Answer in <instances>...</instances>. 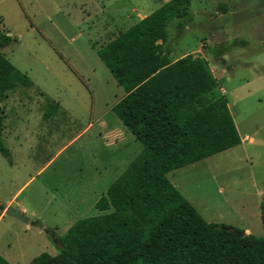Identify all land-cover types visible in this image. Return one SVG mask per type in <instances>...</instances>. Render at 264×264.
<instances>
[{
    "label": "rangeland",
    "instance_id": "1",
    "mask_svg": "<svg viewBox=\"0 0 264 264\" xmlns=\"http://www.w3.org/2000/svg\"><path fill=\"white\" fill-rule=\"evenodd\" d=\"M153 15L147 38L172 60L208 61L244 137L179 169L183 192L209 221L264 236V0H0V28L18 37L0 51L34 81L2 102L10 156L0 152V199L6 205L21 188L13 207L36 223L0 219V254L12 264L56 254L57 236L98 213L79 198L84 184L96 200L141 150L112 110L125 89L97 49ZM44 94L62 106L48 119Z\"/></svg>",
    "mask_w": 264,
    "mask_h": 264
},
{
    "label": "trees",
    "instance_id": "2",
    "mask_svg": "<svg viewBox=\"0 0 264 264\" xmlns=\"http://www.w3.org/2000/svg\"><path fill=\"white\" fill-rule=\"evenodd\" d=\"M153 20L154 15L138 22L97 49L126 92L112 110L141 150L95 202L98 213L57 236L56 254L42 252L28 264H264V236L240 235L234 225L207 221L168 177L242 140L228 97L216 93L208 61L191 54L172 60L145 35ZM14 41L18 37L0 28V48ZM33 85L0 51V152L6 156L2 102L10 91ZM45 97L48 119L62 106ZM5 207L0 199V210ZM260 208L264 228V196ZM0 264L12 263L0 254Z\"/></svg>",
    "mask_w": 264,
    "mask_h": 264
},
{
    "label": "crops",
    "instance_id": "3",
    "mask_svg": "<svg viewBox=\"0 0 264 264\" xmlns=\"http://www.w3.org/2000/svg\"><path fill=\"white\" fill-rule=\"evenodd\" d=\"M116 79V78H115ZM118 82V81H117ZM122 86V85H121ZM126 93V92H125ZM241 140H242V142H243V140H244V137H242L241 136ZM241 142V143H242ZM240 143V144H241ZM125 154H124V152L122 153H120L119 155H118V159H116V162H115V164L114 165H116L117 163H119L123 158H125ZM207 158H204V159H202V160H199V161H196V162H194V163H190V164H188V165H185V166H183V167H180V168H178V169H176V170H174V171H171V172H169L168 173V177L170 178V180L175 184V186L188 198V200H190V202L198 209V211L201 213V215L207 220V221H209V219H207L206 217H205V214L203 213V211L200 209V207L198 206V205H196V200L194 201L189 195H187L186 193H184L183 192V189H182V186L180 185L181 184V182H180V180H179V169H185V168H187V167H190V166H194V165H196L197 163H201L202 161H204V160H206ZM113 165V166H114ZM108 166V165H107ZM107 166H104L105 168L107 167ZM111 166V165H110ZM109 172H110V169L109 168H107V170L106 171H104V175H106V174H109ZM170 173H173V176H172V174H170ZM102 177V176H101ZM84 189L79 193V198L80 199H82L83 200V202L84 203H92L93 205L95 204V202L98 200V198H96V200H94V198H92L91 197V195H92V189H91V184H88V183H86V184H84ZM83 188V187H82ZM21 191V188L20 189H18L14 194H13V196H12V198L7 202V204H6V209H7V207H12V208H14V209H17V210H20L21 212H23L24 213V215L25 216H27V217H30L29 215H27L28 214V210L26 209V207H24V206H16V207H13V204H14V200H16V196L19 194V192ZM260 204H261V202H260ZM6 214H8V212L6 211V212H2V213H0V219L1 218H4L5 217V215ZM260 215H261V209H260ZM13 216V215H12ZM15 217V216H14ZM31 218V217H30ZM23 222V221H22ZM213 222V221H212ZM27 224H29V223H27ZM245 231H246V233H249L250 232V230L249 229H245Z\"/></svg>",
    "mask_w": 264,
    "mask_h": 264
},
{
    "label": "water",
    "instance_id": "4",
    "mask_svg": "<svg viewBox=\"0 0 264 264\" xmlns=\"http://www.w3.org/2000/svg\"><path fill=\"white\" fill-rule=\"evenodd\" d=\"M7 212L10 214V215H13L15 216L16 218H18L19 220L25 222V223H29V224H36L34 220H31L29 219L27 216L24 215L23 212H21L20 210H17V209H14L12 207H7ZM240 235H244L245 234V231H240L239 232Z\"/></svg>",
    "mask_w": 264,
    "mask_h": 264
}]
</instances>
